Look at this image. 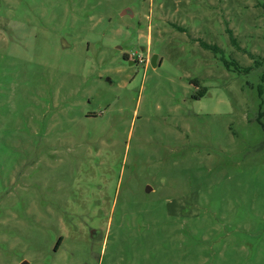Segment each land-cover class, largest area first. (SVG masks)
<instances>
[{"label": "rangeland", "instance_id": "1", "mask_svg": "<svg viewBox=\"0 0 264 264\" xmlns=\"http://www.w3.org/2000/svg\"><path fill=\"white\" fill-rule=\"evenodd\" d=\"M259 59L264 0H0V264H264Z\"/></svg>", "mask_w": 264, "mask_h": 264}, {"label": "trees", "instance_id": "2", "mask_svg": "<svg viewBox=\"0 0 264 264\" xmlns=\"http://www.w3.org/2000/svg\"><path fill=\"white\" fill-rule=\"evenodd\" d=\"M204 48H210L209 45L207 44H204L202 43L201 44ZM260 66H263L264 67V59H259V60H254V68H259ZM260 85L258 87V96L262 98L261 100V106H262V109H261V112L259 113V117H264V70H263V74L260 76ZM198 85V84H196ZM205 93V89L204 88H201L200 92L198 93V95L195 97L197 99H199L200 97H202ZM264 128V126H263ZM59 243H60V240L58 241V244L56 246V250L59 246Z\"/></svg>", "mask_w": 264, "mask_h": 264}, {"label": "built area", "instance_id": "3", "mask_svg": "<svg viewBox=\"0 0 264 264\" xmlns=\"http://www.w3.org/2000/svg\"><path fill=\"white\" fill-rule=\"evenodd\" d=\"M144 56H142V54H137V56H136V61L138 62V63H144Z\"/></svg>", "mask_w": 264, "mask_h": 264}, {"label": "water", "instance_id": "4", "mask_svg": "<svg viewBox=\"0 0 264 264\" xmlns=\"http://www.w3.org/2000/svg\"><path fill=\"white\" fill-rule=\"evenodd\" d=\"M151 191V188L150 187H146V192H150ZM22 264H27L26 262H23Z\"/></svg>", "mask_w": 264, "mask_h": 264}]
</instances>
